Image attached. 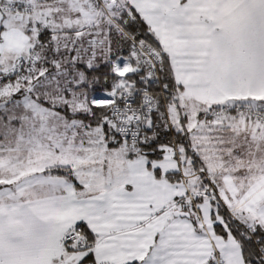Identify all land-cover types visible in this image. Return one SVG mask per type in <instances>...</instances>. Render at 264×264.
<instances>
[{
    "label": "snow or ice",
    "instance_id": "snow-or-ice-1",
    "mask_svg": "<svg viewBox=\"0 0 264 264\" xmlns=\"http://www.w3.org/2000/svg\"><path fill=\"white\" fill-rule=\"evenodd\" d=\"M0 264H264V0H0Z\"/></svg>",
    "mask_w": 264,
    "mask_h": 264
}]
</instances>
